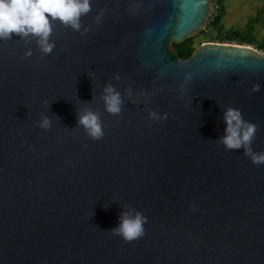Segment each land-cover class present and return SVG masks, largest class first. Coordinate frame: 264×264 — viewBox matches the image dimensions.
I'll return each mask as SVG.
<instances>
[{
  "label": "water",
  "instance_id": "1",
  "mask_svg": "<svg viewBox=\"0 0 264 264\" xmlns=\"http://www.w3.org/2000/svg\"><path fill=\"white\" fill-rule=\"evenodd\" d=\"M212 5L91 0L80 31L52 21L50 54L0 40V264H264V164L221 142L236 108L264 152V54L209 42L184 60L172 46L207 29ZM85 109L99 140L77 125ZM125 211L148 218L131 242L110 231Z\"/></svg>",
  "mask_w": 264,
  "mask_h": 264
},
{
  "label": "clouds",
  "instance_id": "2",
  "mask_svg": "<svg viewBox=\"0 0 264 264\" xmlns=\"http://www.w3.org/2000/svg\"><path fill=\"white\" fill-rule=\"evenodd\" d=\"M91 11V0H0V40L12 39L13 35L24 39L37 38L40 51L47 55L52 53L55 44L50 40L53 32L52 21L59 20L76 31L83 27L82 15ZM84 32L89 31L83 28ZM26 56H32L29 49ZM116 79L120 77L117 75ZM188 80L191 79L189 76ZM253 90H259V85ZM131 96V89L128 90ZM105 109L111 114H120L124 106V99L120 91L112 84L103 89ZM47 103V101H45ZM150 119L159 120L161 117L153 110ZM164 118H167L166 115ZM226 124L225 135L221 142L229 150H244V155L251 158L253 163L264 164V152L254 151L252 144L258 130V125L245 120L242 110L227 108L224 113ZM45 130L52 127L51 117L44 115L38 122ZM77 125L82 126L89 137L99 140L104 136L101 114L92 109H85L78 113ZM148 218L136 211L131 215L125 211L120 217V223L110 231L121 236L126 242L134 241L146 234L144 225Z\"/></svg>",
  "mask_w": 264,
  "mask_h": 264
},
{
  "label": "trees",
  "instance_id": "3",
  "mask_svg": "<svg viewBox=\"0 0 264 264\" xmlns=\"http://www.w3.org/2000/svg\"><path fill=\"white\" fill-rule=\"evenodd\" d=\"M226 0H213L214 5H218L219 10L209 19L207 29L201 34L209 39V42L229 43L238 45L255 46V48L264 53V40L259 42L255 31L261 18H251L244 29L225 30L223 19L226 16ZM195 38L189 39L181 44L174 43L173 48L180 59H190L196 52Z\"/></svg>",
  "mask_w": 264,
  "mask_h": 264
},
{
  "label": "rangeland",
  "instance_id": "4",
  "mask_svg": "<svg viewBox=\"0 0 264 264\" xmlns=\"http://www.w3.org/2000/svg\"><path fill=\"white\" fill-rule=\"evenodd\" d=\"M225 5L227 8L226 16L223 19L225 30L244 29L251 18L259 17L261 21L257 24L255 35L259 42L264 40V0H226ZM203 32H198L195 37L194 46L197 50L210 41L203 35L201 36ZM251 47L258 55L264 54L258 51L255 46Z\"/></svg>",
  "mask_w": 264,
  "mask_h": 264
},
{
  "label": "built area",
  "instance_id": "5",
  "mask_svg": "<svg viewBox=\"0 0 264 264\" xmlns=\"http://www.w3.org/2000/svg\"><path fill=\"white\" fill-rule=\"evenodd\" d=\"M218 10H219V7H218V5H212V11H214V14H216L217 12H218ZM213 15V14H212Z\"/></svg>",
  "mask_w": 264,
  "mask_h": 264
}]
</instances>
